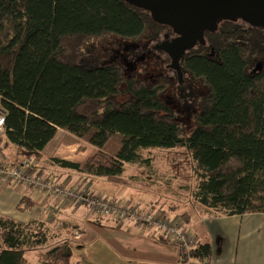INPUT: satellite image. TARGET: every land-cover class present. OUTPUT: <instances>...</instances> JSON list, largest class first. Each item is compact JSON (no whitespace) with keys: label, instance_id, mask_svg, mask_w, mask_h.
Wrapping results in <instances>:
<instances>
[{"label":"trees","instance_id":"trees-1","mask_svg":"<svg viewBox=\"0 0 264 264\" xmlns=\"http://www.w3.org/2000/svg\"><path fill=\"white\" fill-rule=\"evenodd\" d=\"M225 22L212 32L216 57L199 45L182 58L184 71L207 87L187 133L164 98L168 79L148 82L121 63L98 64L90 47L109 37L156 39L165 26L148 10L125 0H0V145L37 157L63 129L96 153L83 164L51 157L45 168L152 192L161 189L164 173L157 153L185 149L193 179L175 192L169 180L167 190L189 196L188 204L200 212L264 214V69L255 68L248 37ZM129 167L138 174L127 177ZM73 236L54 234L43 221L0 215V264H34L27 258L33 253L36 264H78ZM210 256L209 243L191 251L200 262Z\"/></svg>","mask_w":264,"mask_h":264},{"label":"crops","instance_id":"crops-1","mask_svg":"<svg viewBox=\"0 0 264 264\" xmlns=\"http://www.w3.org/2000/svg\"><path fill=\"white\" fill-rule=\"evenodd\" d=\"M66 133V130L58 129L55 137L37 157L26 158L12 145L3 149L1 144L0 149L9 151L12 157L9 159V166L21 165L25 160H29L34 172L42 173L54 183H84L82 180L88 178L77 172L53 165L44 167L46 159L51 157L83 164L96 153L93 145L74 135L67 136ZM87 182H91L93 190L110 199L140 204L148 210L157 208V205V209L170 208L165 201H161L162 197L155 201L157 197L153 199L155 196L152 197L147 192L134 191L123 186L111 187L108 185L110 182L105 180L93 179ZM45 200V196L34 187L17 185L14 182L9 184L0 179V215L22 222L43 221L48 226H59L60 230L66 226V233L78 229L81 239L76 240L73 236L70 243L78 264H184L176 246L167 240H160L153 234H137L132 221L101 217L93 219L92 216L86 219L85 210L78 209L74 211L76 214H70V208L61 210L58 217L50 221L44 211ZM177 208L178 210L172 211L170 215L185 220L189 229L196 234L198 244L211 245V256L207 261L193 259L191 264H264L263 213L229 216L200 212L190 204ZM182 214L184 216L181 217ZM88 224L93 227L92 231L87 229ZM71 225L74 228L70 227ZM60 230L56 231L58 235L62 234ZM1 246L0 243V248Z\"/></svg>","mask_w":264,"mask_h":264},{"label":"rangeland","instance_id":"rangeland-1","mask_svg":"<svg viewBox=\"0 0 264 264\" xmlns=\"http://www.w3.org/2000/svg\"><path fill=\"white\" fill-rule=\"evenodd\" d=\"M236 20H237V24H241L242 28L246 29L252 26L242 21L239 18H237ZM164 26H165V29H163L159 33V36H157L156 39H150V40L143 39L139 42H131V41L116 38V37H109L104 40L102 39L98 41H93L90 44V47L99 58V60H97L98 64H101L104 62L121 63L122 66L127 71V73L134 74L138 76L139 78H144L148 82H153L158 79H168L169 78L171 80V85H170V88H168V90L165 91L164 98L171 106H173L177 110L178 115H179L178 117H179L181 124L184 126L186 132L190 133L196 124L195 116L199 113L201 109V99L196 98L195 95H193L192 98L189 99V101L185 100V97H187L188 92L184 93L185 97L183 95L180 96V93H179L180 91L177 90L178 83L181 81L182 78L183 80L184 79L186 80L188 77L186 76V73L181 63H180L181 65L180 70L177 69V67H174L175 64L173 63V60L171 59L169 53L163 49V45L165 43L171 42L173 38L177 37V34L173 32L170 26L168 27L167 25H164ZM252 28L260 29L256 26H252ZM203 36L205 38V45H207V42H206L207 37L205 34ZM250 40H251V45L254 48L253 50H255L256 56H257V51H259L258 48L260 47L258 36L252 35ZM198 46H199L198 44H195L193 48H197ZM158 52L161 54H158ZM174 76L177 77V81L176 79L175 80L173 79ZM189 80L192 81L191 79ZM193 90L196 91V96L199 97L200 95H204L207 92V87L197 84ZM66 134L67 136L73 137V135H71L68 132ZM0 152H3L7 161L10 162L12 157L10 153H8L9 151L6 150L5 152V150L1 148ZM157 155H158V159H157L156 166L161 170V172H164L162 174V178H163L162 181H159L157 184V186H160L161 189L159 188V190L156 189L155 192H152V191L141 190L137 187H131V188L134 191L139 190V191H143V193L147 192V194L149 195L151 194L152 197L155 196L153 197V199L157 197L156 199H154L155 201L158 200V197H162L161 201L163 202L165 201L167 206H171V205H174L175 207H180V206L182 207L183 205L188 206L189 205L188 200L190 199L189 196H186V195L177 196V194L174 193L175 191H177V187L181 182H189V181H192L193 179L192 174H191V168H190V165H191L190 157L187 154L186 150L185 149H179V150L175 149L169 152L167 151L158 152ZM135 170L137 169H133V167H129L128 171L126 172V176L128 177L133 174H138L137 173L138 170L137 171ZM83 177L85 178V176ZM90 180L91 179L88 178V180H82V181L85 183L87 187L90 188V190L93 193L100 194L99 192H96L95 190L92 189L91 182L89 183L87 182ZM169 180L171 181V185H172L171 188L173 187V189L171 190H173L174 192L167 190L168 184H165V183L169 182ZM108 185H110L111 187L120 186V185H115L114 183H109ZM174 194H176V196ZM117 201L127 203L126 201H123V200H117ZM67 208L71 209L70 214H76L74 213V211L78 209L85 210L84 208H73L72 206L64 207V208L59 209V211L57 212V215L58 213L61 212V210H64ZM157 208H158V205H157ZM164 211H166L169 214L171 213L167 208H165ZM84 216L86 219L90 217L88 216L87 212L84 213ZM182 216L184 215L182 214L181 217ZM91 218L96 219L97 217L96 216L94 217L92 215ZM101 218H106V217H101ZM66 220L68 221V218H66ZM49 225H50L49 228L52 230V233L54 234H57L56 231L60 230L59 226H53V224H49ZM70 227L74 228L72 225ZM88 228L90 229V231H92L93 229V227L90 224H88L87 229ZM66 229L68 228L64 226L60 231L63 233ZM136 232L137 234L144 236V233L139 231L137 228H136ZM72 233H74V230ZM80 239H81V235L76 240H80ZM53 240L50 241V243L44 248V250L46 248L48 249L49 246L51 247L54 244ZM27 258L29 259L30 262L34 264L37 263V258L35 256V253L30 254L29 256H27Z\"/></svg>","mask_w":264,"mask_h":264},{"label":"built area","instance_id":"built-area-1","mask_svg":"<svg viewBox=\"0 0 264 264\" xmlns=\"http://www.w3.org/2000/svg\"><path fill=\"white\" fill-rule=\"evenodd\" d=\"M5 125V115L0 111V132ZM32 162L9 166L4 154H0V179L6 183L26 185L39 190L46 198L44 211L53 221L59 209L64 207L84 208L89 216L113 218L117 221H132L135 228L144 234L154 233L171 242L179 250L180 258L191 264V251L198 246L196 234L185 220L174 217L163 209L148 210L140 204L118 202L102 194L93 193L85 183L71 185L54 183L42 173L32 170ZM75 232V238L80 237Z\"/></svg>","mask_w":264,"mask_h":264},{"label":"water","instance_id":"water-1","mask_svg":"<svg viewBox=\"0 0 264 264\" xmlns=\"http://www.w3.org/2000/svg\"><path fill=\"white\" fill-rule=\"evenodd\" d=\"M148 10L153 19L171 29L177 37L165 43L174 67L181 69L185 53L205 45L204 33L214 32L223 20L237 18L256 27H264V0H125Z\"/></svg>","mask_w":264,"mask_h":264},{"label":"flooded vegetation","instance_id":"flooded-vegetation-1","mask_svg":"<svg viewBox=\"0 0 264 264\" xmlns=\"http://www.w3.org/2000/svg\"><path fill=\"white\" fill-rule=\"evenodd\" d=\"M225 21L226 20L220 21L218 26L219 25L221 26L224 23H229V22H225ZM232 23H234V25L233 24L232 25H224L223 27H225V26L234 27L235 28L234 31H236V32L238 31L239 34L243 35V38H244V36H247L250 43H251L250 38L252 35L258 36L260 47L258 48L259 51H257V56H256L255 50H253V53L255 54V63L254 64H255V68H258V69L263 68L264 69V27H258L260 29H254L251 26V27H248L245 29V28L241 27V24H237V20H232ZM216 31H214V32H216ZM213 34L214 33L207 31V45L203 46V47L207 48V56L210 58H214L217 56L216 51H214L215 46L213 45V43H214L215 39H214ZM241 35H237L238 37L235 38L236 43H239L243 40ZM158 54H161V53L158 52ZM181 65H182V62H181ZM185 73H186V76L188 78L186 80L185 79L183 80V78H182L181 81L178 83V87H177V90L180 91L179 92L180 96L183 95L185 97L184 93L188 92L187 97H185V100L189 101V99H191L193 95H195L196 98L201 99V97L203 95H200L199 97H197L196 96L197 89H196V91L193 90L197 84H200L202 86L201 82H199V81L197 82V80L193 79L186 71H185ZM173 79L174 80L176 79V81H177V77L174 76ZM189 79H191L192 81H190ZM168 80L171 83V80L169 78H168ZM192 82H193V84H192ZM186 90H188V91H186Z\"/></svg>","mask_w":264,"mask_h":264}]
</instances>
